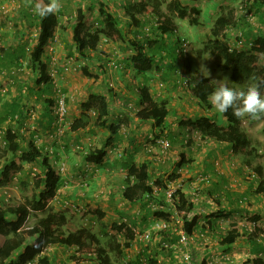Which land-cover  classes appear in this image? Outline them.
I'll use <instances>...</instances> for the list:
<instances>
[{
	"label": "rangeland",
	"instance_id": "1",
	"mask_svg": "<svg viewBox=\"0 0 264 264\" xmlns=\"http://www.w3.org/2000/svg\"><path fill=\"white\" fill-rule=\"evenodd\" d=\"M30 1L31 0H0V56L2 59V62L0 61V68L4 71L0 73V130H5V128L12 126L27 139L33 137L35 142L38 143L41 148L43 147L44 151L46 150L42 140H51V143L47 144H50L53 149L51 153L47 152L50 155H53L51 162H53L54 168L60 172L61 182L57 189V195L50 202V205L55 211L63 212L67 215L68 222L65 225L66 229L76 230L80 227H87L100 237L103 245H113L115 242L123 243L125 240L124 236L116 234L112 225L113 223L129 224L132 221H136L141 209L140 203L142 202L131 203L122 196V191L125 185L124 180L127 174L126 161L129 157L134 158L135 163L139 165L144 159L152 160L153 162L150 166V180L152 181L159 177L163 182L167 179H171V176L174 177L172 172L175 169V162L173 161V164L170 165L165 164V167L161 168V161L171 156H168V150L163 152L162 147L158 142L159 138H157L155 129L152 126V122L145 121H141L136 125L133 124L139 138L136 139L134 134L132 141L125 136L127 132L124 126H129V122L120 126L118 139L115 140V143L106 147L108 152L106 157L107 161H105V163L96 164L85 162L83 158L84 152L90 147L103 146L105 138L108 136V131L102 128L99 129L98 127L92 128L94 127L93 123L95 118L93 109L88 112L90 115L89 126L84 130L80 129L78 131H71L70 125L72 121L79 117L82 112V102L87 99L89 93L92 91L96 93L104 91L110 95H113L112 92L114 91L115 96L121 101L123 99L121 95H125L126 93H128L127 95H130L131 98L127 83H129L128 81L134 83L133 80H135L136 82H147L151 86L152 93L157 95L156 97H165L168 94L172 95V97L168 99V102L169 107L173 112L168 116L167 121L173 120V127L178 125L179 119L189 118L191 112L198 110L201 111V105L189 93L187 86H183L184 84L180 87L178 84H175L170 90H168L167 87L164 88V86L161 85L162 78L157 73L148 72L146 74L147 79L142 80L141 77H133V71L130 68L126 71V74L123 75L122 69L115 68L112 61L120 62L122 59L129 58L133 54L128 42L124 39L114 40L102 35L98 50L101 53L103 60L98 59L95 55L88 58L81 56L75 49L71 33L72 24L76 19V10L77 7L81 6L88 11L87 26L90 30L102 28L101 21L98 25L96 23L98 20H101L97 3L94 4L93 0H59L60 7L57 12L59 11L61 14L60 18L63 24L61 25L64 27L58 28L55 37L45 48L47 54L44 53L43 56V59L48 66V72L54 73L52 81L56 87V90L53 89L52 84L51 94L45 92L44 96L55 101L61 96L66 98V114L62 121V129L57 131L58 125L56 114L54 112L55 103L52 105L47 101H42L41 99L44 98L43 95L41 97L36 96L38 95L37 90L39 88L44 89V85H38L35 81V79L38 78L39 73L38 70L32 69L30 63V49L36 43L38 34V20L34 16L37 14L32 8ZM106 1L110 6L111 11H113L119 9L117 3L122 0ZM169 1L170 0H163V11L166 10V3ZM181 1L189 8L194 6L200 10V13L195 16L197 18V23L194 24L187 18H179L177 14L174 13V20L177 23L178 30L175 32L174 36L167 35L168 37L164 40L167 44V49L174 45L175 38L173 37L177 35L184 40V43H186V46H183L186 48L185 52L187 53V56L192 60V70L189 72L183 66H180L181 72L184 73L183 75L187 73L188 76H191L195 70H198L200 73L207 76V72L204 70L206 69L210 73L207 77L213 80L216 85V80H222L226 76L229 78V85H234L237 89H243L246 91L247 88L255 82L253 79L245 81L242 84L236 83L231 77L230 70L224 69V58L222 55L210 51H205L202 54L201 51L204 50L205 44L208 43L211 38V28L213 27L215 20L222 12H226L228 9L235 10V16L239 18V25L227 29L229 34L228 38L225 39V42L230 47L238 50L248 49L252 43V38L255 37L254 34L262 32V30L264 31V20L261 19L262 13L256 12L253 6L246 10L242 6V4H245L242 0ZM90 5H93L92 9V6L88 8ZM120 11L121 14L119 17L121 20H124L126 17L123 12L124 10L121 9ZM261 11L264 12V6ZM246 13H251V15H246ZM29 18H33V25L30 24ZM147 27L148 26H146V28ZM124 30L126 31V37L129 38L131 36L132 28L126 27ZM142 30L144 31L143 28ZM25 42L27 43L26 55L19 60L13 59V62H9V56L6 51H15L19 44ZM104 63L106 67L103 71L99 67L104 65ZM260 63L264 64V54L260 55ZM3 64H8V66H2ZM10 67L15 70L13 75L6 74V70ZM108 89L112 90L108 92ZM180 93H185L184 101L179 100V102L174 103L178 97H182ZM119 94L121 95L118 97ZM16 100H19V105H22L20 109L27 111V115L23 119H17V115H19L20 112L15 110ZM23 105H25V109H23ZM180 105L184 106L187 110L181 112L177 107ZM134 106H139V104H132L130 107L133 108ZM206 108L207 107L205 106L204 110H206ZM43 109L53 111V125L50 127L45 125L44 127L42 126V129H39V126H41V124H39V117L44 113ZM134 110L135 109L132 111ZM178 111L179 114L177 113ZM216 113L213 115V118H217V122L220 124H226V120H222L223 118H220ZM112 116L113 115L109 117V121H112ZM242 119L243 129L247 132L250 140L258 149L257 155H253V158L251 159L252 166L249 165V167H247L250 168L251 171L247 172L245 167L246 173L244 174V176L249 178L248 181L252 179L254 180V184L251 185L253 186V191H255L259 184V177L253 178L252 176H249V174L251 175V172L254 171L253 167L256 166L260 159L264 173V157L259 156V154L264 151V120L254 121L249 119L248 116H245ZM188 134L190 136H186V139H191L195 144L192 153H200L199 156H202V154L207 151V148L218 149V146L216 145L217 143L220 144L218 140L209 136H204L200 132ZM162 136V138H169L170 133H164ZM126 141H129L130 144L126 145ZM180 146L181 144L179 141V143L175 145V148H181ZM175 148L170 147L169 151L174 153ZM3 149V145L0 143V154L3 153ZM208 153V156L211 159L216 158L215 156L218 157V155L214 154L212 150ZM219 153V157L223 155L221 154L222 151ZM230 153H234L232 149ZM229 156L232 157V155ZM233 157L237 158L241 164L245 165L240 152L234 153ZM222 162L221 159H216L214 161L215 167H217L218 170H222ZM4 163L5 157H0V169ZM188 164H184L181 168V173L178 171L176 172L178 173L177 175L183 179L184 185L188 184L186 180L189 177L184 176L185 170L190 168V165ZM62 167L63 169L61 170ZM223 167L226 166L223 165ZM38 171L39 165L37 163L26 162H24L18 169L13 170L10 174L8 183L0 186V205L4 206L8 203L19 204L27 202L35 192L33 183L34 176ZM197 176L198 178L196 179L194 186L205 183L203 184L204 187V185L208 184L207 182H201L202 178L205 177ZM241 179L238 181L240 183L237 184L239 187L244 185L243 182L246 180L245 177H242ZM157 187L160 188V185ZM183 188L186 189L184 186ZM191 189L192 188L189 190ZM252 198V202H248L247 198V200H245L246 202L244 201V203H242L244 205L242 208L246 207L245 205L251 206L254 204H260L264 201V194H262V197H260L261 199L258 201H253ZM155 209L156 208L151 207L149 212L145 210L147 212L146 216L150 218L149 223L146 224L145 227L140 226V224H135L138 231L136 232L135 239L132 241L131 246H133V248H126L122 253H119L116 250L111 252V256L116 264H123L127 259L136 260L139 257L137 251L142 249H145V251L160 250V253H162L161 240L163 239L160 238L161 235L158 233L159 230L153 228L155 219H153L154 216L150 214H154L153 212ZM246 210L248 212L243 214L242 218L239 219L235 218L233 215L222 213L219 218L223 216H225V218L223 219V228L220 229L224 232L225 229H230L232 225L235 224L239 227V233H241L240 237H238V241L247 238L253 240L254 233L258 232L260 229L258 238L264 239V235H261V231L264 233V217H262V220L260 219V222L258 221L259 217H261L260 215L256 216L258 218H256L257 220H253V217H255L256 214H253V212L249 211L247 208ZM99 212L103 213L102 217L98 214ZM42 215H44V211L31 212L26 225H32L37 217ZM206 216L207 215L204 217L205 220ZM180 220V217H174V220L171 223L172 230L175 231V229L181 226ZM207 224L208 222L200 224L202 230H206L209 227V225L206 226ZM255 224L258 226V230H255ZM144 230H152L151 240L149 242L139 238ZM242 231L244 232L242 233ZM220 234V232L216 233V235ZM207 236L206 239H208ZM256 238L257 237H254V239ZM2 239L3 237L0 235V241H2ZM206 239L204 241H206ZM216 239L215 243L217 248L220 246L218 243L219 236ZM188 246L189 244L182 246L183 248H181L180 243L176 244V250L179 251L178 256L176 257L177 263H170L164 259V255L159 256L161 257L159 258L160 263L159 261L157 263L187 264L183 252L184 248L188 251ZM206 246H210V244H207ZM49 247H53V245H49L44 250L43 254H49L48 256L51 258L50 264H77L81 260L82 256L76 253L77 249L74 246L67 247L61 245L58 246L57 249H49ZM188 252L190 259L192 260L191 264H200L199 262H201L202 257H200L199 254H193L191 251ZM221 252L222 254L231 253L232 250L228 247L224 250L221 249ZM248 253L250 254L243 257L244 260L237 264H247L251 262V259L255 258L254 253L258 256L259 251ZM127 255H129V257ZM261 258L264 259V250H262ZM221 260L230 261L222 258L217 260V263L215 264H221ZM231 264H233V262H231Z\"/></svg>",
	"mask_w": 264,
	"mask_h": 264
},
{
	"label": "trees",
	"instance_id": "2",
	"mask_svg": "<svg viewBox=\"0 0 264 264\" xmlns=\"http://www.w3.org/2000/svg\"><path fill=\"white\" fill-rule=\"evenodd\" d=\"M242 2L245 3L242 6L246 10L253 6L256 12H261V19L264 20V12L261 11L264 6V0H242ZM30 3L33 9L37 3H40L43 8L50 4L51 0H31ZM93 3H97L99 16L101 17V20H98L96 23L98 25L101 21L102 28H96L95 30L88 28V11L81 6L77 7L76 19L71 28L75 49L81 56L88 58L95 55L98 59H102L101 53L98 50L102 35L114 40L124 39L128 42L133 54L129 58L122 59L120 62L112 61L115 68L122 69L123 75L130 68L133 71L132 76L136 78L141 77L142 80L147 79L146 74L148 72L157 73L162 78L161 85L164 88L167 87L170 90L175 84H178L179 87L184 84L183 86H187L189 93L203 106V109L205 106L207 107L205 110L207 113L205 114L196 113L189 118L179 119L178 125L173 129L166 121L168 116L173 112L168 102V99L172 95L168 94L165 97H156L157 95L151 91V86L145 81L136 82L133 80L134 83L132 81H128L129 83H127L129 92L133 95L131 98H133L136 104L140 105V108L134 110L131 118L139 121H152L157 138H162L164 133H170V139L167 138L169 141L168 156L171 157L161 161V168H164L165 164L170 165L173 164V161L175 162V169L172 172L174 177L171 176V180L172 178H179L176 172L184 164L193 161L192 150L195 148V144L191 139H186V136H190L188 133L193 132H200L204 136H209L230 145L234 153L240 152L242 157H244L246 171H251L247 167L249 165L252 166L251 159L253 155H257L258 149L243 129V119L233 115V109L230 108L226 113L218 112L220 118L226 119V124L218 123L217 118H213L215 113L209 111L212 108L209 96L216 89L217 85L213 80L198 70H195L191 76H188L186 71V74L183 75L184 73L181 72L180 66H183L190 72L192 70V60L185 52L186 48L182 44L184 40L181 37L178 35L173 37L175 38V43L169 49H167V44L164 42L166 37L170 35L174 36L178 30L177 23L174 20V13L179 18H187L194 24L197 23L195 16L200 13V10L194 6L189 8L181 0H170L167 2L165 11L162 9L163 0H122L117 3L119 9L113 11H111L106 0H93ZM90 7L92 9L93 5H90L88 8ZM121 9L124 10L123 12L126 16L124 20H121L119 17ZM58 12L55 11L45 16L38 15L37 13V15H34L38 20V34L36 43L30 49L29 57L32 69L38 70L39 73L35 81L38 85L43 84L45 86L44 89L39 88L37 90L38 95H42V92L51 94L52 84L53 89L56 90L43 56L47 44L55 37L58 28L64 27L62 26L63 24L60 18L61 14ZM29 21L31 25L34 24L33 18H29ZM238 25L239 18L235 16L234 9H228L226 12H222L215 20L211 28V38L205 44L204 50L201 53L210 51L222 55L224 58V69L230 70L231 77L236 83L242 84L245 81L253 79V77L264 79V64L260 63V55L264 54V31L262 30V32L254 34L255 37L252 38V43L248 49L238 50L230 47L225 42L229 34L227 29L229 27H237ZM146 26L148 27L146 28ZM126 27L132 28L129 38L126 37V31L124 30ZM26 48L27 43L25 42L19 44L15 51L7 50L9 62H13V59L19 60L23 58L27 52ZM6 65L8 66V64H3L2 66ZM105 67L106 65L104 63L99 68L104 71ZM1 72L4 71L0 68ZM14 72L15 70L11 69V67L6 70V74L8 75H13ZM228 86L236 88L234 85ZM111 90L108 89L107 91L110 92ZM261 92L264 95V87L261 88ZM112 93L113 95L104 91L99 93L90 92L87 99L82 102L80 116L75 118L70 125L71 131L86 129L90 124V115L88 112L93 109L95 118L93 123L94 127L92 128L98 127L99 129L102 128L108 131V136H106L103 146L90 147L84 152L83 158L85 162L102 164L107 157L108 149L106 147L118 139L120 126L128 122V125L131 124L130 117L126 115L109 121V117L112 115L110 110L112 107L111 103L117 99L115 92L113 91ZM46 101L52 105L56 103L55 100L49 98L44 99V102ZM21 107L22 105H19V100H16L15 110L20 112L17 115V119H23L27 115V111H23L20 109ZM23 109H25V105H23ZM248 118L251 119L249 116ZM131 137L134 138V135ZM2 139L5 144L0 157H5V163L0 169V186L7 184L11 172L18 169L24 162L37 163L39 165V171L34 176L33 186L35 192L27 202L19 204L8 203L4 206L0 205V235L3 237L2 241H0V264H28L34 259L37 260L36 264H50L51 260L49 256L43 254V252L49 245L55 244L76 247V253L82 256L81 260L92 259L104 264H116L111 256V252L116 250L122 253L125 248L132 245V241L136 237L137 229L135 224H140V226L145 227L149 223L150 218L146 216L147 212L145 210L149 212L151 207L156 208L153 212L154 214L150 213L154 216L153 219L155 220L164 219L171 221L172 215L178 216L181 219V226L175 229V231L172 229L158 231L161 235L160 238L163 239L161 240L162 253L170 254V251L176 250V244H179L178 241L180 240L179 229L184 230L187 234H193L197 231L196 227L199 224L201 215L196 214V205L188 191L178 189L172 197L171 203H168L165 200L164 189H162L165 186L164 182L159 177L152 181L150 180V166L153 161L144 159L138 165L135 163L134 158L130 157L126 161L127 174L124 180L125 185L122 196L131 203L142 202L140 203L141 209L136 221H132V224L113 223L112 225L116 234L124 236V242H115L113 245L109 244L107 246L103 245L100 237L87 227L68 230L65 228L68 222L67 215L63 212L55 211L50 205V202L57 195V189L61 182V174L51 163L49 153L41 151L33 137L27 139L12 126L5 128ZM179 141L181 148H175V145ZM170 147L175 148L174 153L169 151ZM259 156L264 157V151ZM253 170L249 176L254 174L252 176L253 178L259 177L256 192L264 194V173L261 161L253 167ZM159 185V194L154 195L153 190L155 187L158 188L157 186ZM200 188L201 194L203 195L202 186ZM209 190L211 191V189ZM147 194L148 199L145 197ZM229 195L226 194V197ZM230 204V206H227L228 211L226 212L232 214L233 206L232 203ZM227 209H222V211L218 210L206 216V222L208 220L211 226L206 230H202L205 235H207V231L217 226L215 224L216 219L221 215L218 212L224 213ZM38 211H44V215L37 217L32 225L27 226L26 222L31 212ZM98 214L101 217L103 216L101 212ZM257 219L254 218L253 220ZM254 227L255 230H258L256 224ZM217 229L221 233L218 235V243L220 245L229 246L241 235L239 233V227L235 224L230 229H225L224 232L220 228ZM259 232L260 229L254 233L253 240H255L254 237H259ZM261 235H264L262 231ZM165 242L168 243V246L164 245ZM181 248L183 247L181 246ZM184 251H187L186 248H184ZM162 253H160V250L145 251V249H142L136 260L129 259L123 264H142L143 261L147 262V264H158L157 262L161 258L159 256H162ZM251 260L253 264H264V259L260 257L252 258ZM199 263L208 264L206 258H203Z\"/></svg>",
	"mask_w": 264,
	"mask_h": 264
},
{
	"label": "crops",
	"instance_id": "3",
	"mask_svg": "<svg viewBox=\"0 0 264 264\" xmlns=\"http://www.w3.org/2000/svg\"><path fill=\"white\" fill-rule=\"evenodd\" d=\"M47 54V52H45ZM43 87V86H42ZM45 88V86L43 87ZM41 89V88H40ZM41 93V91H39ZM37 94H39L37 92ZM45 92H42V95L44 96ZM128 93H126L125 95H121V97L123 98L122 101L120 99H116L114 100V102L112 101L111 103V112H112V121L115 120V118L120 117H124V115H126L127 117L129 116L131 119V124L129 126H124V128L126 129V137L129 138L131 141L133 140L131 137L132 135L135 134V138L138 139L139 136L136 134V130L133 127V124H138L141 121L136 120L134 118H131L134 114V111H132V108L130 107L132 104H136L135 102H133L134 100L130 98V95H127ZM129 94L132 95V93L130 92ZM182 97H178L177 100L174 101V103L179 102V100L184 101V96L185 93L182 94ZM41 94L38 95V97L42 96ZM46 96H44L43 99H41L42 101H44V99ZM125 97V98H124ZM194 98V97H193ZM195 99V98H194ZM133 100V101H132ZM196 100V99H195ZM197 101V100H196ZM133 102V103H132ZM44 103V102H43ZM178 109L181 112H185V110H187L186 108H184V106L180 105L177 106ZM135 110H137L138 108H140L139 106H134L133 107ZM44 110V109H43ZM214 110V111H213ZM211 113H216L218 114V111L212 106L211 110H209ZM44 113L40 115V119H39V124H41V126H39V129H42V126L44 127L46 126H52L53 125V111H50L48 109L43 111ZM179 114V111L177 112ZM196 113L199 114H205L207 113L204 109L203 106H201V111H195V112H191V115H195ZM225 118H223L222 120H224ZM168 120V119H167ZM166 120V121H167ZM226 120V119H225ZM173 121V120H172ZM172 121H167L168 124L175 129V127H173V123ZM145 122H152V121H145ZM123 125V124H122ZM125 125V124H124ZM50 130V129H49ZM134 130V131H133ZM120 131V129H119ZM119 134V133H118ZM44 143V148L46 151H44L43 147L41 148L40 145L38 143L37 146L40 148L41 151L43 152H52L53 147L47 143H51V140L47 141L46 139L42 140ZM220 142V141H219ZM115 143V142H113ZM112 143V144H113ZM126 145H129L130 142L126 141L125 143ZM218 146V149H214V148H207V151L205 153L202 154V156H199L200 153H192V162L189 163L188 165H190L189 169L185 170V175L186 177H189L186 181L188 182V184L184 185V187L186 188L185 190L188 191L190 188H193L194 183L196 182V179L198 178L197 175L201 176V175H205L208 176L210 179V182L206 185L203 184L205 183H201L202 185V190H203V195L201 197V202L198 203L195 206V212L196 214L201 215L199 224L197 225L196 229L197 231H202V227L200 226V224H203L204 222H206V220L204 219L205 215H209L212 212H216L218 210H222V209H227V206L231 205L230 203H232L233 209H232V214H228L225 210L224 214L227 215H233L235 218H242V215L245 214L246 212H248L246 210V208L249 211H252L253 214H256V216L260 215L261 217H259V222L263 219L262 217H264V201H262L260 204L258 205H251V206H247L242 208L244 205L242 203H244L245 200H247L248 198V202H252L251 198L256 201H258L259 199H261L260 197H262V193L253 191V186L251 184H254V180H249V178H247L246 176H244V174L246 173L245 171V165L241 164L237 158L233 157V154L230 153L231 151V146L227 145L226 143H221L220 144H216ZM214 152V154L218 155L215 156L216 158L211 159L208 156V152L211 151ZM230 150V151H229ZM217 151H222L220 157V153ZM233 151V150H232ZM216 152V153H215ZM225 155V156H224ZM229 155H232V157H230ZM50 159L53 158V155L49 154ZM216 159H221L223 162L221 164V169L222 170H218L217 167H215L214 161ZM242 160L245 162L244 157H242ZM105 161H107V158L105 159ZM105 161L103 163H105ZM235 161V162H234ZM260 162V161H258ZM53 164V162H51ZM226 166V167H223ZM113 167V166H112ZM242 177H245L246 180H244L245 182H243L244 185H241V187H239L237 184H239L240 179ZM242 180V179H241ZM190 181V182H189ZM242 183V182H241ZM248 184V185H245ZM252 186V187H251ZM255 188V187H254ZM211 189V191L209 190ZM210 191V192H209ZM226 194H230L229 196L226 197ZM218 200V201H217ZM246 202V201H245ZM247 202V203H248ZM249 204V203H248ZM231 206V207H232ZM220 211L218 212L219 214ZM220 216V215H219ZM225 218V216L221 217V218H217L216 219V223L217 226L213 227V229L211 228V231H207L208 234V239H206L205 242L202 243H193L190 242L189 243V250L191 252H193V254H199L200 257L206 258L208 264H215L217 263V260L220 259H228L230 261H220L221 264H231V262H233V264H237L240 261L244 260L243 257L249 255L250 253L248 252H253V251H259L258 256L256 255V253H254L255 258H261V254H262V250H264V239L262 238H257L255 240H251V239H245V240H241L238 241V239L230 244L229 246L227 245H220L219 247L216 248V238L218 235H216V233H219V230L217 228H223V219ZM261 219V220H260ZM257 221V223H258ZM208 222V221H207ZM206 222V223H207ZM262 224V223H261ZM209 227L211 226V223H208L206 226ZM243 225L245 226V224L243 223ZM207 244H210V246H206ZM215 244V247H214ZM58 246L60 245H53V247H49V249H57ZM232 250L231 253H225L222 254L221 249H226L228 248ZM248 251V252H246ZM179 251L173 250L170 251V254L166 253H162V256L164 255V259H166L167 261L171 262H175L176 261V257L178 256ZM49 255V254H48ZM220 256V257H217ZM50 257V256H49ZM51 260V258H50ZM77 264H96V262L92 259H82L80 260L79 263ZM173 264V263H172ZM247 264H253V262H249Z\"/></svg>",
	"mask_w": 264,
	"mask_h": 264
},
{
	"label": "clouds",
	"instance_id": "4",
	"mask_svg": "<svg viewBox=\"0 0 264 264\" xmlns=\"http://www.w3.org/2000/svg\"><path fill=\"white\" fill-rule=\"evenodd\" d=\"M59 7V0H51V3L43 8L37 3L34 11L45 16L54 13ZM204 70L207 76L210 75L206 69ZM253 80L255 82L246 91L229 87V78L226 76L222 80H216L217 87L209 96L211 105L220 113H226L231 108L237 118L249 116L254 121L264 120V95L261 92L264 79L253 77Z\"/></svg>",
	"mask_w": 264,
	"mask_h": 264
},
{
	"label": "built area",
	"instance_id": "5",
	"mask_svg": "<svg viewBox=\"0 0 264 264\" xmlns=\"http://www.w3.org/2000/svg\"><path fill=\"white\" fill-rule=\"evenodd\" d=\"M246 15H251V14H248L246 13ZM184 46H186V43H182ZM51 75V78L53 80V75L54 73L51 72L50 73ZM66 98L64 96H61L57 99L56 103H55V107H54V112L56 114V119H57V125H58V129L57 131H60V129H62V121L64 119V116L66 114ZM4 134V130H0V143L1 145L4 146V141L2 139V135ZM159 144L161 145L162 147V150L163 152H166L168 150V147H169V141L167 138H159L158 140ZM63 169V167L61 168V170ZM182 171L181 169L178 170V172ZM181 173V172H180ZM202 177H205V178H202L201 182H207L209 183L210 182V179L209 177L207 176H203L201 175ZM252 176H254V174H252ZM164 187L162 189H164V195H165V200L168 202V203H171L172 201V197L176 194L177 190L178 189H183V186H184V181L183 179H181L180 177L179 178H172L171 179H167L165 182H164ZM201 185H197V186H194L191 190L188 191L189 195L192 197V199L194 200V203L195 205H197L198 203L201 202ZM159 191H160V188H154L153 190V193L154 195H157L159 194ZM146 199H148V194L147 196H145ZM151 197V196H150ZM174 217L175 216H171L172 220L170 221H167V220H161V219H157L155 220V222L153 223V228L157 229V230H168V229H172L171 228V223L172 221L174 220ZM180 231V240H179V243L181 246H186L187 244H189L190 242H193V243H202V242H205L204 240L206 239V235L204 234L203 231H195L193 234H187L184 232V230L182 229H179ZM138 230H136L137 232ZM151 233H152V230H144L139 238L140 239H143V240H146L147 242H149L151 240ZM165 246H168V243L165 242L164 243ZM133 248V246H130V248L128 247L127 249H131ZM126 249V248H125ZM189 251V250H188ZM188 251H184V257L186 258V261H187V264H191V259H190V255H189V252ZM138 254L140 253V251L138 250L137 251ZM129 257V255H127ZM129 260V259H127ZM142 260H146V259H142ZM37 260L34 259L33 261L29 262L28 264H36ZM96 264H104V263H101L100 261H95ZM142 264H147V262L143 261Z\"/></svg>",
	"mask_w": 264,
	"mask_h": 264
}]
</instances>
